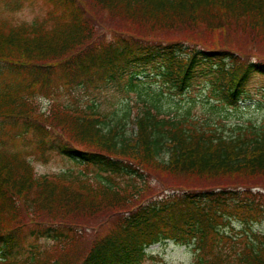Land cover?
Wrapping results in <instances>:
<instances>
[{
	"label": "trees",
	"instance_id": "16d2710c",
	"mask_svg": "<svg viewBox=\"0 0 264 264\" xmlns=\"http://www.w3.org/2000/svg\"><path fill=\"white\" fill-rule=\"evenodd\" d=\"M46 1L40 19H0V264H142L166 241L192 246L193 264H264V235L252 231L264 222V127L226 135L173 118L163 92L137 88L158 79L180 99L204 82L237 108L264 76V0ZM129 92L131 138L95 106ZM11 135L31 138L41 160L67 157L112 185L37 175L4 151ZM28 238L55 250L15 261Z\"/></svg>",
	"mask_w": 264,
	"mask_h": 264
},
{
	"label": "rangeland",
	"instance_id": "374dc122",
	"mask_svg": "<svg viewBox=\"0 0 264 264\" xmlns=\"http://www.w3.org/2000/svg\"><path fill=\"white\" fill-rule=\"evenodd\" d=\"M9 7H7V5ZM18 8L15 9V4ZM51 10V5L46 0H0V19H7L13 25L32 22L35 18H42L46 16L47 12ZM147 80L145 76L139 79ZM155 93L163 92V99L160 105L163 111L175 117V113L180 116L187 117L189 120L197 121L206 127H215L222 130L224 134H231L232 129L237 126H246L248 123L264 127V76H255L249 83L244 97L239 101L237 108H228L224 104L213 98L204 82L194 85L182 97L175 98L170 96L166 90H162L158 79H148L143 84H138L137 88H149ZM144 92V91H143ZM63 94L59 100L67 104L72 103ZM76 96V93H73ZM136 99L135 92H129L120 97V99H113L110 102L98 101L95 103L97 108L105 109L108 113L107 120L110 123L120 119L123 124V132L127 138H131L135 133V125H133V101ZM41 112L47 111V103L39 102ZM82 100L79 101V104ZM128 110V114H127ZM111 112H114L113 115ZM111 118L113 120H111ZM10 140L4 147V151L8 154L18 153L20 157L29 162L33 171L37 175H45L51 177L53 174L61 172L74 171L87 176L91 182L105 181L112 185L110 181L101 180L105 175L96 173L92 168H84V166L75 160L67 157L58 156L54 153L48 154L46 159L41 160L36 147L29 138V141H15L13 135L8 137ZM103 177V178H102ZM114 180L120 181L115 177H110ZM234 232L245 230L238 222H233ZM252 231L264 235V222L253 224ZM48 251L55 250V247L46 240L34 241L31 238L26 239L22 243V247L18 255L14 258L18 262L23 258H31L35 256L41 259L47 255ZM147 257L142 264H193L195 259V252L192 246L177 245L173 242H161L149 247L146 250Z\"/></svg>",
	"mask_w": 264,
	"mask_h": 264
}]
</instances>
